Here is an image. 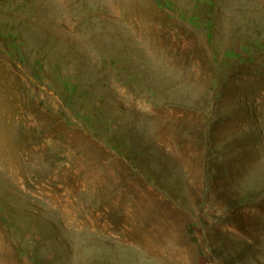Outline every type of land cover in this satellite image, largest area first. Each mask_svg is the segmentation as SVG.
<instances>
[{
    "label": "rangeland",
    "instance_id": "rangeland-1",
    "mask_svg": "<svg viewBox=\"0 0 264 264\" xmlns=\"http://www.w3.org/2000/svg\"><path fill=\"white\" fill-rule=\"evenodd\" d=\"M0 264H264V0H0Z\"/></svg>",
    "mask_w": 264,
    "mask_h": 264
}]
</instances>
